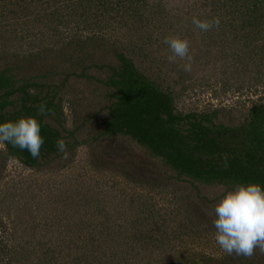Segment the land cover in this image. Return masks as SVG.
<instances>
[{
    "label": "rangeland",
    "instance_id": "obj_1",
    "mask_svg": "<svg viewBox=\"0 0 264 264\" xmlns=\"http://www.w3.org/2000/svg\"><path fill=\"white\" fill-rule=\"evenodd\" d=\"M243 7L232 0H0L1 63L101 38L86 51L89 78L68 61L72 51L61 57L60 69L72 70L56 90L67 159L58 152L28 168L0 144V264H264L259 250L228 255L215 241L214 206L233 187L195 192L194 184L162 178L170 172L129 137L100 136L108 90L98 81L120 66L117 54L171 95L178 113L200 119L219 111L214 125H237L254 105L264 107V16L257 22ZM193 17L220 26L201 32ZM169 37L189 41L190 71L185 60L169 62Z\"/></svg>",
    "mask_w": 264,
    "mask_h": 264
},
{
    "label": "trees",
    "instance_id": "obj_2",
    "mask_svg": "<svg viewBox=\"0 0 264 264\" xmlns=\"http://www.w3.org/2000/svg\"><path fill=\"white\" fill-rule=\"evenodd\" d=\"M238 1L245 4L240 11L257 13V22V18L264 16L263 2L232 0L237 11ZM98 41L101 38L88 36L85 40L69 41L57 51L43 50L10 57L3 63L0 59V122L36 117L41 122V135L45 140L37 159L27 151L6 144L5 157H14L24 166L33 168L38 165V159L47 160L58 153L57 140L70 145L63 135L66 130L63 129V113L59 110L61 100L56 97V90L58 79H68L72 70L60 69L62 63L67 62L61 61V57L72 51L68 61H76L72 66L81 71V77L89 78L88 68L83 66L84 58L87 50L95 51ZM117 57L120 66L109 68L104 80L98 81L108 90V105L101 110H105L100 117L101 137H129L170 172L167 177L164 173L162 178L194 184L195 192L198 187L220 185L230 188L240 183L264 187V107L254 105L237 125H214L211 120L219 111L200 119L178 113L171 95L140 74L126 57L121 54ZM42 102L50 112L46 116H37V106ZM225 159L227 167L224 166ZM145 174L146 171H138L137 177L142 176L145 181Z\"/></svg>",
    "mask_w": 264,
    "mask_h": 264
},
{
    "label": "clouds",
    "instance_id": "obj_3",
    "mask_svg": "<svg viewBox=\"0 0 264 264\" xmlns=\"http://www.w3.org/2000/svg\"><path fill=\"white\" fill-rule=\"evenodd\" d=\"M192 24L201 32L220 26L218 19L209 22L196 17H193ZM164 43L171 52L169 62H175L176 58L185 60L187 63L184 70L190 71L192 56L189 41L169 37L165 38ZM49 112L45 103L37 106V116H46ZM44 143L41 122L36 117H20L14 121L0 122V144L27 151L33 159H37ZM56 148L67 159L68 153L63 140H57ZM224 166H228L226 159ZM214 216V238L221 251L245 258L252 257L257 250L264 253V187L260 184H236L215 204Z\"/></svg>",
    "mask_w": 264,
    "mask_h": 264
}]
</instances>
